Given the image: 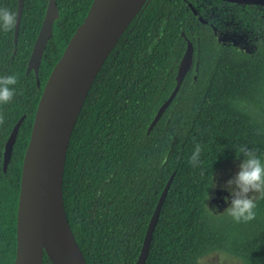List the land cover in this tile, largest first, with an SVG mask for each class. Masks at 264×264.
Returning <instances> with one entry per match:
<instances>
[{
	"label": "trees",
	"instance_id": "1",
	"mask_svg": "<svg viewBox=\"0 0 264 264\" xmlns=\"http://www.w3.org/2000/svg\"><path fill=\"white\" fill-rule=\"evenodd\" d=\"M189 1L198 15L213 21L201 10V0ZM92 2L57 0L60 16L38 79L27 67L49 0H24L17 41L16 25L8 32L0 29V76L14 74L19 80L12 102L0 105L5 117L0 125V264L15 263L22 167L39 100ZM0 7L17 16L19 0H0ZM233 12L243 37L224 43L186 0H150L99 71L74 127L63 177L65 211L88 264L136 263L173 172L146 264H200L215 251L243 264H264V199L257 201L256 218L249 223H235L209 208L217 170L227 160L244 159L236 154L241 145L264 159V11L246 5ZM187 40L194 46L192 68L199 73L185 76L148 132L175 88V75L167 70L177 67ZM21 117L4 171L6 143ZM196 143L202 146L201 163L193 167L189 160ZM43 264H53L47 254Z\"/></svg>",
	"mask_w": 264,
	"mask_h": 264
},
{
	"label": "water",
	"instance_id": "2",
	"mask_svg": "<svg viewBox=\"0 0 264 264\" xmlns=\"http://www.w3.org/2000/svg\"><path fill=\"white\" fill-rule=\"evenodd\" d=\"M149 1L93 0L88 14L51 71L38 103L23 161L14 264H43L45 254L53 264H88L64 207L63 177L67 151L74 127L99 71L129 24ZM228 1L264 5V0ZM23 6L24 0H19L16 41ZM59 16L57 0H49L27 67L28 73L35 71L37 79L47 43L53 34L54 22ZM193 57L194 46L188 40L175 88L159 107L148 132L175 98L192 67ZM23 118L16 123L7 140L4 171L10 163ZM174 176L175 172L161 193L135 264H146L161 207Z\"/></svg>",
	"mask_w": 264,
	"mask_h": 264
},
{
	"label": "clouds",
	"instance_id": "3",
	"mask_svg": "<svg viewBox=\"0 0 264 264\" xmlns=\"http://www.w3.org/2000/svg\"><path fill=\"white\" fill-rule=\"evenodd\" d=\"M17 22L14 11L0 7V29L11 31ZM19 82L14 74L0 76V105L9 104L14 99L15 85ZM5 122L3 113H0V125ZM202 146L195 144V149L189 163L198 167L201 163ZM243 153L244 159L239 164L238 173L226 182V189L230 192V206L223 214H227L235 223H249L256 218L257 201L264 199V159L257 155V150L241 145L236 152L237 157ZM208 195L206 196V199ZM228 199L227 197L225 198ZM207 208V206H206ZM208 209V208H207ZM209 210V209H208ZM209 212L213 214L210 210ZM214 215V214H213Z\"/></svg>",
	"mask_w": 264,
	"mask_h": 264
},
{
	"label": "flooded vegetation",
	"instance_id": "4",
	"mask_svg": "<svg viewBox=\"0 0 264 264\" xmlns=\"http://www.w3.org/2000/svg\"><path fill=\"white\" fill-rule=\"evenodd\" d=\"M188 6L192 9L193 13L197 16V18L201 22L208 23L211 28L213 29L214 33L216 34L217 40L227 43L232 42L236 43L234 40L237 37H243L241 32L242 29L239 26L240 19L237 18V16L234 14V10H244L246 5H256V4H243V3H236L228 0H210V2H207V0H201L200 1V8L201 10H206L210 12V16L212 17L213 21L209 22L205 18L198 15V9L193 5V3L189 0H186ZM259 6L264 11V5H256ZM196 11V13L194 12ZM264 16V14H263ZM203 20V21H202ZM188 40L186 43L185 50L187 48ZM242 46V45H241ZM185 53V51H184ZM180 57L178 60L177 67L170 68V70H167L168 73H174L175 78L178 74L179 66L181 59L184 55ZM194 60V57H193ZM193 65V62H192ZM199 73L198 69H193L192 67L190 70L186 73L197 75Z\"/></svg>",
	"mask_w": 264,
	"mask_h": 264
},
{
	"label": "rangeland",
	"instance_id": "5",
	"mask_svg": "<svg viewBox=\"0 0 264 264\" xmlns=\"http://www.w3.org/2000/svg\"><path fill=\"white\" fill-rule=\"evenodd\" d=\"M241 37H237L234 41L239 43ZM243 48H247L242 44ZM256 114L260 115L259 109L256 108ZM242 159H233L225 161L217 170L214 184L209 197V208L214 213H222L230 206L231 195L226 189V182L232 179L239 171V164ZM228 198L227 200L225 198ZM200 264H243V261L224 251L211 252L199 260Z\"/></svg>",
	"mask_w": 264,
	"mask_h": 264
}]
</instances>
